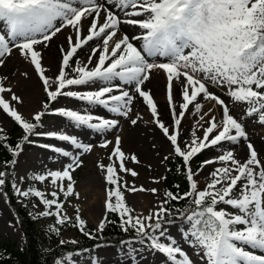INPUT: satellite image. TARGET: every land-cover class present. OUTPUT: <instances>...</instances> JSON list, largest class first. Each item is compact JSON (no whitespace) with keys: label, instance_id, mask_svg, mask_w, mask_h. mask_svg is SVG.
Returning <instances> with one entry per match:
<instances>
[{"label":"snow or ice","instance_id":"obj_1","mask_svg":"<svg viewBox=\"0 0 264 264\" xmlns=\"http://www.w3.org/2000/svg\"><path fill=\"white\" fill-rule=\"evenodd\" d=\"M0 22L4 26L0 30V66L6 56L18 52L34 68L47 96V102L42 103L31 120L26 119L12 103L22 105V97L5 86L6 77L0 78V109L24 133L14 147H5L17 157L24 143L34 142L31 136H43L78 150L74 155L61 146L39 145L70 160L60 170L31 176L34 181H48L58 189L50 193L52 198L32 185L22 190L13 181L15 194L37 198L39 205L33 204V207L43 205L44 210L37 216H55L56 225L70 221L62 211L64 201L59 199V194L65 200L73 195L79 198L73 172L82 165L80 156L93 150L92 144L81 142L76 135L57 130L38 131L42 118L46 114L58 115L72 126H83L103 135L114 130L119 121L93 113L102 108L130 119L135 125L141 117L137 113L133 119L130 113L139 97L143 98L153 123L170 142V155L182 160L189 190L183 194L168 191L166 199L154 211L134 215L120 191L118 182L122 178L117 173L116 162L98 163L105 172L106 182L115 187L107 191L106 215L97 231L102 232L106 222H112L107 220V214L115 213L121 230L131 229L135 233L121 241L127 248L128 264H137L141 255L136 244H146L148 250L164 255L168 264H193L166 227L178 213L187 225L182 231V241L196 248L197 254L202 253L201 259L206 264H264V160L259 158L251 142L247 143L249 155L243 161L236 158L233 149H225L226 143L236 145L249 138L245 126L230 114L228 103L208 87L211 84L223 89L234 104L245 103V115L255 116L264 124V0H0ZM121 25L138 27L140 34L131 37L121 34ZM66 28H71L72 33L66 37L67 46L60 48L62 59L58 73L48 77L39 46L48 47ZM85 46L90 51L86 61L76 59L78 50ZM158 58L164 61L157 62ZM159 70L166 76L170 125L159 118L150 90L143 87L151 74ZM22 75L27 77L28 73ZM176 85L180 89L179 103L175 99ZM72 86L77 90H72ZM80 86L94 90L82 91ZM5 94L10 95V100ZM60 97L85 102L89 107L84 112L50 107L53 102L59 103ZM204 102H214L207 112H202ZM216 106L222 109L219 120L214 114ZM189 112L199 115V120L185 142L181 139L182 120ZM200 130L202 136L198 134ZM5 140L0 135V142ZM110 144L112 141L105 139L99 146L107 148ZM210 148L221 151L215 158L203 161L200 171L205 165L220 166L209 173L210 178H205V187L201 189L194 179L198 172L192 170L190 162ZM113 157L119 161L120 172L138 175L126 167L128 156L121 149L119 135L115 136V146L108 159L111 161ZM131 161L139 163L135 155ZM16 163L14 158L6 161L5 166ZM6 175V171L0 170V189L6 183ZM128 191L155 194L158 190L133 186ZM185 199L188 205L183 210L176 209L175 213L165 206L170 201ZM73 226L91 237L78 208ZM51 230L59 233L58 228ZM66 259L72 264V253ZM89 264H97V260L92 258Z\"/></svg>","mask_w":264,"mask_h":264},{"label":"rangeland","instance_id":"obj_2","mask_svg":"<svg viewBox=\"0 0 264 264\" xmlns=\"http://www.w3.org/2000/svg\"><path fill=\"white\" fill-rule=\"evenodd\" d=\"M122 15V14H121ZM87 23V22H86ZM3 24L0 22V30L3 29ZM140 29L135 26L130 25H121V34H127L129 37L133 35H139ZM72 33L71 28H66L62 30L61 33L57 34L54 37L48 47H44L43 45L39 46L42 52V65L46 64L48 61H53L57 70L53 73H47L48 77H53L54 74L58 73V69L61 63V52L60 48L66 47V37ZM135 43V41H133ZM95 46V45H93ZM88 55H90V51L88 46H85L82 50H78V56L76 59L81 61H86ZM162 60L164 58H158L157 61ZM46 68V66H45ZM28 73V76L25 77L22 73ZM74 75V74H73ZM6 77L4 80V84L6 87H11L16 92L17 95L23 97V94L20 92L23 88L33 89L38 93L36 97V102L32 105L28 103L15 104L12 102L15 107L19 110V112L26 118L31 119L32 115L41 109L42 103L47 102V96L43 92L42 82L39 80L38 75L35 73L34 68L27 63L18 52H13L12 55L5 57V63L0 66V78ZM164 82V89L161 91L160 95L153 96L157 106L160 117V112L164 111L167 116V112H170V108L167 102L166 89H165V79L162 80ZM146 90V85L143 86ZM209 90L220 96L222 99L228 103L230 108V114L234 116L239 122H241L246 129V133L248 135V141L241 140L236 145H231L226 143L225 149H233L237 159H241L238 149H242L243 153H245V149H247V143L251 142L254 148L258 151V156L261 160H264V124H261L257 121L256 117H247L245 115L247 105L244 103H232L230 101V97L226 95L225 91L221 88H217L211 84L208 85ZM72 90H77L76 86H72ZM79 90H94L89 89L84 86H80ZM149 90V88H148ZM5 98L10 100V95L5 94ZM23 99V98H22ZM181 101V96L178 97L177 103ZM207 104L204 102L203 105ZM207 109L203 112H207L209 108L213 106L206 105ZM50 107H67L72 110L84 112L88 109V105L85 102L75 100L69 97H60L59 103L53 102ZM219 107V106H218ZM178 110V108H177ZM30 113V114H28ZM137 113L140 115V119L138 123H140L139 131H144L145 133H149L148 130L150 128H154L156 125L153 123V118L151 116L150 111L147 109V106L143 103V98H137L134 101L133 112L130 113L131 118L135 119L137 117ZM93 114H98L104 116L105 118H114L119 121L117 127L111 132L105 133L103 135L94 132L91 129H87L86 127H75L70 125L68 121L58 115L46 114L42 120V127L38 129V131H62L65 134L76 135L77 138L84 143H90L93 145V150L89 153H84L80 156L82 160V165L73 172V178L75 180V191L79 193V198L75 195L67 198L63 197V194H59V199L64 201L62 211L66 213L71 219L65 225H56L55 216L42 217L41 220L38 221V227L41 230L43 240L47 246L54 244L55 242L61 243V241L70 242L78 240L83 236V233L77 228L74 227L73 224L75 222L76 209H79V214L82 219L86 221V228L89 227L92 229L97 235H101L102 232L97 231V227L100 223V219H98L99 212H93L85 207L89 199V193L93 195V198H96L98 194H102L105 199H107V182L105 180V172L102 171L97 165L98 163H102L104 165H108L116 162V168L118 175L122 178L120 181L124 182V190L122 191L126 204L134 210V215H148L150 211H154L161 204V201L166 199L165 193L167 192L165 187L166 177L169 175L170 169V160L178 161L175 155H170L172 153V149H168L166 147L157 148L154 143L151 142V139H147V142L144 145H141L143 150L150 156L151 160H147L146 158H142L140 156V148L139 145H135L131 143L127 144V133L129 132V126L132 125L130 119L117 116L114 113H110L105 109H100L98 112H94ZM217 116V119H221L222 117V109L219 108L218 112L214 113ZM195 115L190 112L186 118H193ZM207 118V117H206ZM161 119V118H160ZM16 124L6 113L0 109V128L3 129V132H0V135L6 136L11 128ZM149 126V129L146 127ZM189 129V132H188ZM193 130V125L190 120L182 124L181 130V139L187 142L191 134L190 132ZM23 130L18 125V130L15 134H20ZM202 130L199 131V135H201ZM132 134V133H130ZM119 135L121 137V149L128 156V160L125 162L126 167L132 169L137 172L138 175L133 177L128 172H120L119 171V161L113 157V160H109L108 157L112 154L113 147L115 146V136ZM263 139H261V137ZM112 141L107 148H101L99 145L105 140ZM30 140L34 141L33 143H25L22 145V152L15 157L17 163L12 165L14 174L15 183L22 189L26 190L29 185L36 187L38 190L45 193L47 198H52L50 193L52 191H58L50 182H39L31 179V176L34 174H45L49 170H60L62 165L70 162L69 158L62 157L50 149L42 148L39 145L41 144H50L54 146L64 147L66 150H70L74 155L77 154L78 150L68 146L65 142H61L55 139H49L43 136H31ZM170 145V142H168ZM171 146V145H170ZM206 153L204 154V152ZM221 149L219 148H210L203 150L200 154H202V158L200 159L199 168L196 169L198 174L194 177V179L199 180L200 178V165L201 162L206 159L215 158ZM135 155L139 163H133L131 161V156ZM246 155V153H245ZM168 157L165 160V157ZM196 157L190 162L191 168L193 170V166L196 164ZM219 164H215L214 168L219 167ZM205 167V166H204ZM204 169V168H203ZM1 170V163H0ZM163 177V179H160ZM154 180H159V183H154ZM66 183V182H65ZM133 186L140 188L141 186L145 189L156 188L157 193L153 194L150 191H136L131 192L128 191L129 188ZM201 189L205 186L199 185ZM14 191V190H13ZM96 193V194H95ZM15 194V192H14ZM16 203L18 205L25 204L27 206V214L29 217H36L37 213L43 211V205L39 207H33V204L39 205V200L35 197H19L17 194ZM86 198V199H85ZM147 202L148 206H145L143 201ZM88 205V204H86ZM224 207V206H221ZM231 211V209H228ZM94 213V214H92ZM106 210L104 212L105 216ZM103 216V218H104ZM91 219L96 226L94 227L87 219ZM102 218V219H103ZM171 231V235L181 243L183 249L188 253L191 257L193 264H206V261L201 259V254H197L198 250L191 246L189 243H185L181 239L182 231L186 228V226H180L177 222H173L171 225H166ZM58 228L59 233L52 231L51 229ZM22 234L19 230L15 228L14 222V214L12 212L11 207L7 204L6 198L0 191V246L4 242H14L16 248L21 246ZM140 251V257H138L137 264H168L165 256L160 254L159 252L150 251L147 249V245H134ZM111 252V254L104 257V252ZM127 248L121 244L119 248H115L114 246H96L94 248L88 249L87 251H79L72 253V264H89L90 259L94 258L97 260V264H112L116 261V264H128V258L126 257ZM68 254L62 259V264H70V262L66 259ZM104 257V258H103ZM104 259H114L111 263L104 262Z\"/></svg>","mask_w":264,"mask_h":264},{"label":"trees","instance_id":"obj_3","mask_svg":"<svg viewBox=\"0 0 264 264\" xmlns=\"http://www.w3.org/2000/svg\"><path fill=\"white\" fill-rule=\"evenodd\" d=\"M17 128H13L11 133L6 136V140L0 142V161L2 164V170L6 171L5 177L6 183L2 189H0L7 198L8 204L13 207L16 220V228L22 233L21 246L16 248L14 242H4L0 246V264H56V261H60L62 258L71 252L83 251L90 249L99 244L108 245L113 244L119 246L121 241L127 240L134 236L133 230L129 229L128 232L121 230L119 225V217L115 213H108L107 220L112 221L111 223L106 222L105 230L101 236H97L93 231L87 227L86 230L91 233L90 236H83L76 243L71 242L51 244L47 246L43 240V236L40 228L38 227V221L42 217H28L27 207L25 205H16L15 196L12 193V169L11 165L5 166L6 161L14 159L12 154L8 151V146H15L23 135L15 134ZM200 158V156H199ZM172 167L170 168L169 175L166 178L165 186L168 191H172L175 194H183L188 191V182L186 181L183 169V162H170ZM179 169V170H178ZM121 187L120 191L123 190L124 184L118 182ZM114 185H109L111 189ZM178 186V187H177ZM188 205L187 199L179 201H170L167 207H169L174 213L176 209L183 210ZM173 221L183 223L184 220L176 213L171 217Z\"/></svg>","mask_w":264,"mask_h":264},{"label":"bare ground","instance_id":"obj_4","mask_svg":"<svg viewBox=\"0 0 264 264\" xmlns=\"http://www.w3.org/2000/svg\"><path fill=\"white\" fill-rule=\"evenodd\" d=\"M160 61H162V60H159L157 62H160ZM43 66L44 67L46 66V69H47L46 72L47 73H53L54 70L55 71L57 70V67L55 66L53 61H48ZM163 79H165V89H166V96H167V81H166V76L162 70L154 71L151 74V78L145 83V85L147 86L146 90H148V88H149L152 96L160 95L161 91L164 89V82H162ZM20 92H22L20 94H23L22 98H23V101L25 103L32 105L34 102H36V97H37L38 93L35 92L33 89L23 88ZM180 96L181 95H180L179 85H176V93H175L176 101H177L178 97H180ZM213 103L214 102H212V104ZM206 105L209 106V105H211V103L207 102V104L203 105L202 112L205 109H207ZM218 111H219V107L216 106L214 113L218 112ZM28 114H30V113H28ZM189 114H190V112L186 113V116ZM159 118H161V120L163 122H165L166 125H170L172 123L171 111L167 112V116L165 115L164 111H161ZM205 119H207V118H205ZM188 120H190L192 122V125H194L195 122L197 120H199V115H195L193 118H184L182 120V124L187 122ZM138 125L140 126V123L135 124V125L132 124L129 126V132L127 133V144L130 145L131 143H134L136 146L139 145V148H140L139 154L143 159L146 158L147 160H151L150 156L147 155V153L143 150V148L141 146L147 142V139H151V142L154 143V145L157 148L166 147L168 149H172V147L168 143L169 141L167 140V138L163 135L162 131L157 126H155L154 128H150V129H149V126H147L146 128L149 129L148 130L149 133H145L144 131H146V130L139 131ZM188 132H189V129H188ZM130 133H132V134H130ZM190 134H191V132H190ZM202 134L203 133H201V136H202ZM261 139H263V138L261 137ZM237 152L239 153V156L241 157V159H240L241 161L246 159L247 156L249 155L248 149H245L246 155H245V153H243L242 149H238ZM205 153H206V151L204 152V154ZM214 166H215V164L205 165L204 169L201 171L199 180H197L199 182V185L205 186V178L209 177V173L213 170ZM89 199L90 200H88L86 203L88 205L85 204V207H87L89 210H91L95 213L99 212V215H98L99 217H98L97 221L99 219L102 220V218L104 216V212H105V201H106L105 197L102 194H98V196L96 198H93V195L91 193H89ZM143 203L145 206H148L145 199H144ZM92 214H94V213H92ZM87 220L91 224H93L94 227L96 226V224L90 218ZM185 226H187V225H185ZM104 253H105L104 257L111 254V252H106V251ZM104 260H105L104 262H106V263H111L114 261V259H104ZM112 264H116V261L113 262Z\"/></svg>","mask_w":264,"mask_h":264}]
</instances>
